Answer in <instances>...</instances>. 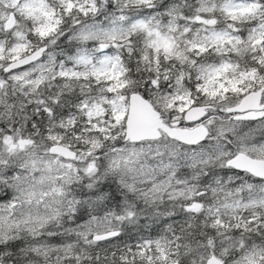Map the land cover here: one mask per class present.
<instances>
[{"label": "snow or ice", "instance_id": "6c2138e0", "mask_svg": "<svg viewBox=\"0 0 264 264\" xmlns=\"http://www.w3.org/2000/svg\"><path fill=\"white\" fill-rule=\"evenodd\" d=\"M0 264H264V0H0Z\"/></svg>", "mask_w": 264, "mask_h": 264}]
</instances>
